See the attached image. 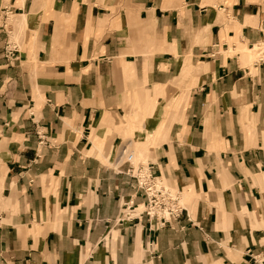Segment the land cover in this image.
Masks as SVG:
<instances>
[{
	"label": "crops",
	"instance_id": "0c3cea01",
	"mask_svg": "<svg viewBox=\"0 0 264 264\" xmlns=\"http://www.w3.org/2000/svg\"><path fill=\"white\" fill-rule=\"evenodd\" d=\"M263 40L264 0H0V264L264 255ZM134 144L185 194L170 226L123 218Z\"/></svg>",
	"mask_w": 264,
	"mask_h": 264
},
{
	"label": "built area",
	"instance_id": "2783aa9c",
	"mask_svg": "<svg viewBox=\"0 0 264 264\" xmlns=\"http://www.w3.org/2000/svg\"><path fill=\"white\" fill-rule=\"evenodd\" d=\"M264 63V51L259 59ZM126 158L125 160H123ZM118 164H129L127 170H118V174H124L132 178L135 194L146 199V207L143 211L131 210L128 206L123 215L125 220H133L146 216L148 221L156 222L159 227L170 226L183 215L186 205L182 194L171 188L161 177L152 173L149 163L135 164L133 154L127 152V148L121 151Z\"/></svg>",
	"mask_w": 264,
	"mask_h": 264
},
{
	"label": "rangeland",
	"instance_id": "374dc122",
	"mask_svg": "<svg viewBox=\"0 0 264 264\" xmlns=\"http://www.w3.org/2000/svg\"><path fill=\"white\" fill-rule=\"evenodd\" d=\"M221 12V15L226 19V14L221 10L220 11ZM19 18H21L22 16H18ZM14 20H16V17H12V18H9L8 20H7V26H8V29L11 31V24H13V22H14ZM1 23L2 24H5V19H2L1 20ZM14 32H15V37L17 38L16 40H19L20 39V37H22L21 35L22 34H19L20 35V37L19 36H16V34H17V32L14 30ZM257 44V45H256ZM259 44V45H258ZM261 44V45H260ZM254 46H255V48H254ZM260 46L262 47V46H264V40L263 41H260V42H256L255 43V45H253V46H251L252 47V52L250 53L251 55H250V58H251V61L250 62H254V61H259V59H260V56H261V53H257V49H258V47L260 48ZM232 51V50H231ZM230 51V54L231 55H236L237 53H239V52H241V51H239V49H237V50H235L234 52H231ZM262 51H264V48L262 49ZM243 54V53H242ZM244 55V54H243ZM259 55V56H258ZM247 58V60H248V57H246ZM249 62V63H250ZM31 63H32V61H29V64L31 65ZM251 65V64H250ZM252 66V65H251ZM139 126V128H138V132H139V134H140V136H138V138H136L135 140H137V141H139V140H144L145 138H147L148 139V130L146 129H144V127H143V123H139L138 124ZM127 135L129 136V132H127L126 131V135H124V136H122L123 137V139H125L126 137H127ZM143 135V137H142V139H141V136ZM130 137V136H129ZM128 144L129 142L128 141H125V143L124 144ZM118 149V153L120 152V149L119 148H117ZM136 146H135V144L134 145H131L130 146V150L128 151V153H135L136 155H134V161H135V163L136 164H139L140 162H146V161H148L150 158H151V150H149V151H147V154H146V156H145V159H144V157H143V155H142V157L140 158L141 159V161H138V159H136V157H137V153L136 152H138V151H136ZM121 153V152H120ZM119 153V154H120ZM119 154H118V156H119ZM136 156V157H135ZM126 158H124L123 160H125ZM139 159V160H140ZM171 188H173V189H175V190H178L181 194H182V198H183V201H184V203H185V200H184V192H182L180 189H178L177 187H175V186H173V185H169ZM237 264H264V255H261V254H255L251 249L250 250H248V254H247V257H246V259L245 260H242L241 262L240 261H237L236 262Z\"/></svg>",
	"mask_w": 264,
	"mask_h": 264
},
{
	"label": "bare ground",
	"instance_id": "6f19581e",
	"mask_svg": "<svg viewBox=\"0 0 264 264\" xmlns=\"http://www.w3.org/2000/svg\"><path fill=\"white\" fill-rule=\"evenodd\" d=\"M22 16V15H21ZM27 16V15H26ZM22 17H24V16H22ZM16 23V22H15ZM259 45V44H258ZM261 45V44H260ZM254 48H255V46H254ZM264 48V46H260V48L258 47V49H257V53H261V56H262V53H263V51H262V49ZM252 48H249V47H247V46H244V48L242 49V52L244 53V54H246V55H251L250 53L252 52ZM234 51V50H233ZM259 56V55H258ZM260 56V57H261ZM145 152V151H144ZM147 152V151H146ZM133 154V153H132ZM144 154V153H143ZM142 152L141 151H138L137 152V157H136V159H138V161H141V157H142ZM140 159V160H139ZM133 160H134V154H133ZM135 163V162H134ZM141 163V162H140ZM139 163V164H140Z\"/></svg>",
	"mask_w": 264,
	"mask_h": 264
}]
</instances>
